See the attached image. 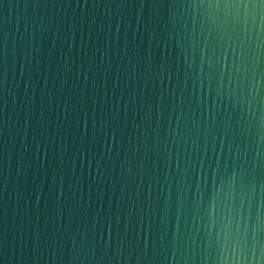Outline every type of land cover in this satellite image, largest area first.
I'll list each match as a JSON object with an SVG mask.
<instances>
[{
    "label": "water",
    "instance_id": "water-1",
    "mask_svg": "<svg viewBox=\"0 0 264 264\" xmlns=\"http://www.w3.org/2000/svg\"><path fill=\"white\" fill-rule=\"evenodd\" d=\"M0 264H264V0H0Z\"/></svg>",
    "mask_w": 264,
    "mask_h": 264
}]
</instances>
